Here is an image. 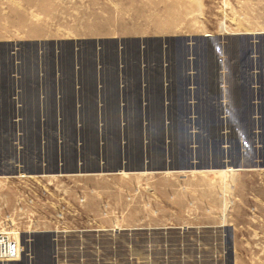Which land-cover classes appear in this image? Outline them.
Here are the masks:
<instances>
[{"label": "rangeland", "instance_id": "1", "mask_svg": "<svg viewBox=\"0 0 264 264\" xmlns=\"http://www.w3.org/2000/svg\"><path fill=\"white\" fill-rule=\"evenodd\" d=\"M232 2L221 6L220 31L247 36L220 48L227 79L219 107L205 95L196 117L74 122L53 117L51 101L42 103L44 117H35L37 103L11 99L23 84L22 63H38L48 84L52 48L66 50L72 41L98 52L116 42L133 48L117 38V0H0V230L17 232L20 251L0 264H264V0ZM208 48L190 53L204 62ZM59 55L57 67L66 69ZM244 73L250 87L238 82ZM149 104L151 113L159 108ZM95 123L107 133L104 148L88 132ZM141 127H149L144 151ZM75 128L77 156L65 145ZM95 157H126L129 167L88 173L96 170ZM76 159L83 173H73ZM144 160L147 171L132 172ZM211 200L217 207L208 214ZM205 215L223 227L197 228L196 218Z\"/></svg>", "mask_w": 264, "mask_h": 264}, {"label": "crops", "instance_id": "2", "mask_svg": "<svg viewBox=\"0 0 264 264\" xmlns=\"http://www.w3.org/2000/svg\"><path fill=\"white\" fill-rule=\"evenodd\" d=\"M223 2L224 0H117L116 35L118 39L133 43V48L128 46L124 51L123 46L116 42L115 47L108 51L98 52L94 44L90 51L89 47L74 41L68 44L70 46L66 50L52 48L49 55L54 61L46 68L48 71L45 73L49 75L47 79L50 82L44 83V69L38 63H22L23 84L18 93L14 94L16 98L11 99L24 98L28 103H37L35 117H44L46 111L42 103L51 101L55 103L52 108L53 117L68 116L72 119L84 116L95 119L108 116L118 119L196 117L199 115L198 102L204 101L205 95L219 107V103L225 99L222 86L224 78L227 79L220 62V48L222 45L227 47L231 41H245L247 36H234L220 31L224 18L220 11ZM145 45L149 47L146 62L141 61V50ZM203 45L209 47L208 58L204 62L190 53L191 48ZM56 53L66 60V69L57 67ZM86 54L91 57H88L90 61L85 57ZM136 57L137 60L134 59ZM97 58L104 59L105 63ZM80 60H84V63ZM58 76L64 77L63 82H59ZM238 80L244 86L251 85L250 81L246 84V73ZM127 101L137 104L128 107L125 104ZM60 102H70L71 105L65 110ZM104 102H109L112 106L104 108ZM149 102L159 103V108L153 113ZM215 108L213 115L216 116L217 111V116L221 117V109ZM89 127L88 132L100 131L97 123L94 127L87 126V129ZM93 152L96 151H91L90 155ZM94 164L98 168L101 163L96 158ZM210 202L207 213L213 214L217 206L213 204V200ZM216 222L214 217L207 215L195 220L197 228L223 227L215 225Z\"/></svg>", "mask_w": 264, "mask_h": 264}, {"label": "water", "instance_id": "3", "mask_svg": "<svg viewBox=\"0 0 264 264\" xmlns=\"http://www.w3.org/2000/svg\"><path fill=\"white\" fill-rule=\"evenodd\" d=\"M77 119H74V122L76 121ZM98 126H99V124H98ZM76 129V128H75ZM74 129V132H73V137H72V139H71V141L70 142H66L65 143V145L67 144V143H70V145L71 146H73V151L75 152V155L77 156V152H78V148H77V145L78 144H81V141H80V133H79V131H77V129L75 130ZM149 127H141L140 128V131H141V135H140V139H139V142H141V146L143 145V139L144 138H146L145 136H146V134L145 133H147V132H149ZM99 132L98 133H95V138H96V140H97V143H98V145L99 144H101V147L100 148H104L105 147V145H104V141H103V137L105 136V134H107V133H105L106 131H105V129H104V126H99ZM122 134L124 135V133L123 132H121V131H118V136L119 137H122ZM163 134H166V131H164V129H163ZM144 137V138H143ZM124 144H126V143H123V145ZM144 144H148V142L147 141H145V143ZM100 146V145H99ZM120 149H123L122 147H121V143H120ZM147 146V145H146ZM143 147V146H142ZM103 151V150H102ZM142 151H144V147H143V150ZM112 159H105V160H103V161H101V160H98V163L100 162L101 164H100V166L98 167V168H96V172L94 171V172H88V173H91V174H95V173H100L99 171H101L102 173H105V171L106 170H112V173H116L118 170H120V169H122V170H124L125 172H126V168L127 167H129L128 166V161H127V159H126V157L123 159V158H119V160H115V161H111ZM113 163V164H112ZM148 161L147 160H144V161H142V162H140L139 163V165H137V166H135L134 167V170H132V172H138V173H141V172H145V171H147V169H148ZM76 166V168H75V170H74V172L73 173H75V174H77V173H83V172H81V167H79V164L77 163V159H76V164H75ZM99 165V164H98ZM115 165V166H114ZM109 166V167H108ZM57 171H59V169L57 170ZM109 173V172H108Z\"/></svg>", "mask_w": 264, "mask_h": 264}, {"label": "built area", "instance_id": "4", "mask_svg": "<svg viewBox=\"0 0 264 264\" xmlns=\"http://www.w3.org/2000/svg\"><path fill=\"white\" fill-rule=\"evenodd\" d=\"M17 232L11 229L0 230V262H13L19 258V241ZM17 238V239H16ZM18 241V242H17Z\"/></svg>", "mask_w": 264, "mask_h": 264}]
</instances>
